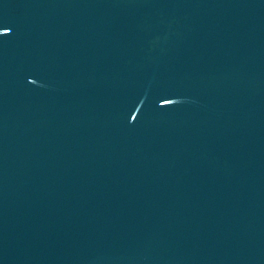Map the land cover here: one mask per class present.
Masks as SVG:
<instances>
[{
	"label": "water",
	"instance_id": "water-1",
	"mask_svg": "<svg viewBox=\"0 0 264 264\" xmlns=\"http://www.w3.org/2000/svg\"><path fill=\"white\" fill-rule=\"evenodd\" d=\"M0 264H264V0H0Z\"/></svg>",
	"mask_w": 264,
	"mask_h": 264
}]
</instances>
